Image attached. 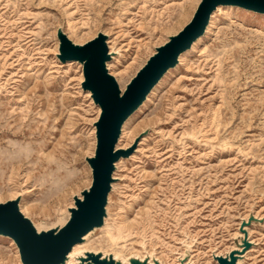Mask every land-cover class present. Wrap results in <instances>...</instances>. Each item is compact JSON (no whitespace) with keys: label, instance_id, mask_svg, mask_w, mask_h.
Instances as JSON below:
<instances>
[{"label":"rangeland","instance_id":"obj_1","mask_svg":"<svg viewBox=\"0 0 264 264\" xmlns=\"http://www.w3.org/2000/svg\"><path fill=\"white\" fill-rule=\"evenodd\" d=\"M199 1L0 0V202L18 196L46 230L91 183L99 108L80 63L59 60L57 29L78 44L106 34V67L123 91ZM212 15L213 31L122 127L117 147L131 152L116 163L103 229L79 250L178 264L189 247L186 263L217 264L212 252L236 245L238 264H264V13L226 5ZM20 263L0 235V264Z\"/></svg>","mask_w":264,"mask_h":264},{"label":"water","instance_id":"obj_2","mask_svg":"<svg viewBox=\"0 0 264 264\" xmlns=\"http://www.w3.org/2000/svg\"><path fill=\"white\" fill-rule=\"evenodd\" d=\"M219 4L236 5L264 13V0H200L190 20L178 32L169 35L164 43L155 47V52L136 71L123 91L106 67V62L111 58L106 34L98 32L92 39L78 44L69 39L61 28L57 29L59 60H76L82 64L81 87L90 92L93 103L100 108L93 123L96 141L94 154L85 158L91 169L92 180L80 192L81 197L73 196L74 205L68 208L66 221L46 230L38 231L19 210L18 197L0 202V235L13 239L23 264H64L73 245L81 242L90 230L103 224L115 163L131 152L130 147H116L123 122L142 104L163 74L177 63L179 54L204 32L212 12ZM253 219L250 216L240 224L244 248L250 245L244 226ZM239 255L240 250L233 248L228 253L214 255V258L218 264H237ZM79 260L81 264H124L111 254L102 256L100 252L93 251L85 252V256H80ZM129 263L158 264L157 260L149 263L147 257L140 259L135 256L129 258Z\"/></svg>","mask_w":264,"mask_h":264},{"label":"bare ground","instance_id":"obj_3","mask_svg":"<svg viewBox=\"0 0 264 264\" xmlns=\"http://www.w3.org/2000/svg\"><path fill=\"white\" fill-rule=\"evenodd\" d=\"M226 5H231V4H219V5H217L216 6V8H215V10L212 12V13H214V12H216V11H220V10H222ZM234 6H236V5H234ZM229 7V6H228ZM246 9V8H245ZM252 11H254V10H252ZM215 22H214V18H213V15L211 14V16H210V18H209V21H208V23H207V25H206V27H205V30H204V32L201 34V35H199L193 42H192V44L190 45V47L189 48H187V49H185L184 51H182L180 54H179V56H178V61H177V63H179V62H181L183 59H184V57L186 56V54H188L190 51H192V50H194L198 45H199V43H200V41L205 37V36H207L208 34H210L212 31H213V29H214V27H215ZM67 35V34H66ZM68 36V35H67ZM69 38V37H68ZM70 39V38H69ZM167 39H168V37H167ZM110 42H112V41H109V40H107L106 39V44H107V47H109L108 46V44H110ZM109 49H110V47H109ZM154 52H155V50H154ZM110 53V52H109ZM110 55H112V53H110ZM112 58V57H111ZM110 58V59H111ZM110 59L108 60V61H110ZM73 61H76V60H73ZM107 61V62H108ZM67 62H70V61H67ZM78 62V61H77ZM107 62H106V65L108 66V64H107ZM146 62V61H145ZM78 63H80V62H78ZM176 63V64H177ZM175 64V65H176ZM80 65L82 66V64L80 63ZM175 65L173 66V67H175ZM173 67H170L164 74H163V76L164 75H166V73L170 70V69H172ZM83 74V73H82ZM112 75V74H111ZM82 80H83V77H82ZM160 81V80H159ZM159 81L152 87V89L150 90V92H149V94L146 96V99L142 102V104L136 109V110H138L142 105H144L145 104V102L146 101H148L149 100V95L152 93V92H154V90L156 89V87H157V85H158V83H159ZM86 91H88V90H86ZM122 91V90H121ZM88 95L90 96V92L88 91ZM91 97V96H90ZM92 99V98H91ZM97 106V105H96ZM98 108H99V106H98ZM99 112H100V108H99ZM99 112H98V115H99ZM98 115H97V117H98ZM131 116V115H130ZM97 117L95 118V119H97ZM128 119V118H127ZM127 119L123 122V124H122V126H121V129H122V127L124 126V124L126 123V121H127ZM94 132H95V126H94ZM120 133H121V131H120ZM120 136V135H119ZM119 139V138H118ZM118 142V141H117ZM94 146H95V144H94ZM116 147H117V144H116ZM93 154H94V152H93ZM122 158L123 157H120V159L118 160V161H121L122 160ZM117 161V162H118ZM116 162V163H117ZM116 163H115V166H116ZM91 180H92V177H91ZM111 189H112V184H111ZM82 191V190H81ZM80 191V192H81ZM16 192H13V194H15ZM12 194V193H11ZM75 195H77V194H75ZM109 195V194H108ZM74 196V195H73ZM78 196H80L81 197V195H78ZM18 197V196H17ZM16 198V197H15ZM72 199H73V197H72ZM107 201H108V198H107ZM73 205H74V200H73ZM72 205V206H73ZM18 207H19V210H21V211H23L24 212V207H23V205H21V204H19V201H18ZM71 207V206H70ZM69 208V207H68ZM68 208H67V210H68ZM68 213H69V211H68ZM105 217H106V215H105ZM105 217H104V219H105ZM242 219H246V218H242ZM65 222V221H64ZM63 224V223H62ZM61 223L60 224H58V226H60V225H62ZM103 224H104V222H103ZM102 224V225H103ZM99 226V227H96V228H94V229H92V230H90L88 233H86L85 235H84V237H83V240L81 241V242H79V243H76V244H74L73 245V247H72V249L69 251V253H68V256H67V258H66V261L64 262V264H81V262H80V260H79V257L80 256H85V252H87V251H91V250H86V251H82V250H79V248H81V246H82V243L83 242H85L86 241V239H85V236L86 235H88L89 233H91L93 230H95V229H99L100 231H101V229H103V226ZM36 227V226H35ZM36 229L39 231L40 230V228H37L36 227ZM238 232L241 234V235H239V236H241L242 237V232H240L239 230H238ZM5 237H7L10 241H11V243L12 244H14L15 246H16V244H15V242L13 241V239L11 238V237H9V236H5ZM16 248H17V261L18 262H21V259H20V254H19V251H18V247L16 246ZM233 248H237V246L236 245H234V247H232L231 249H233ZM231 249H229L226 253H228ZM93 252H96V251H93ZM97 252H99V251H97ZM101 253V252H100ZM111 254V253H110ZM225 254V253H224ZM101 255L102 256H106V255H109V254H102L101 253ZM112 255V257L114 258V259H117V260H119L120 262H122V263H124V264H130L129 263V258L130 257H132V256H135V257H138V258H140V259H143L144 257H147L148 258V261H149V263H153V260H157V262H158V264H160V260L158 259V258H156L154 255L153 256H149L148 254H146L144 257H140V256H136V255H134V254H131V255H129L128 256V258H127V261H128V263L127 262H125V261H122L121 260V258L120 257H114V255L113 254H111ZM212 257H213V259H214V261H216L217 262V260L214 258V255H219V254H216L215 252H212ZM190 258V249H189V247H187L185 250H184V253L182 254V255H180V257H179V259H178V264H188V263H186V262H188V259ZM238 260H240V258H238L237 259V264H238ZM182 261H184V262H182ZM20 264H23L22 262L20 263ZM217 264H218V262H217Z\"/></svg>","mask_w":264,"mask_h":264}]
</instances>
